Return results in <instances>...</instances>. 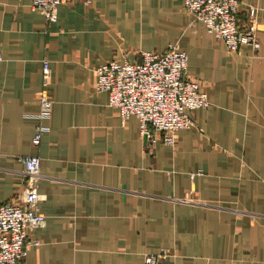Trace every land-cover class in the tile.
Segmentation results:
<instances>
[{"label": "crops", "instance_id": "obj_1", "mask_svg": "<svg viewBox=\"0 0 264 264\" xmlns=\"http://www.w3.org/2000/svg\"><path fill=\"white\" fill-rule=\"evenodd\" d=\"M252 16L259 49L232 52L182 0H63L51 24L29 0H0V200L19 202L20 157L37 153L46 215L23 264H144L162 249V264H264V0H241L238 25ZM169 43L211 105L173 146H148L94 70ZM43 59L53 102L35 147Z\"/></svg>", "mask_w": 264, "mask_h": 264}, {"label": "built area", "instance_id": "obj_2", "mask_svg": "<svg viewBox=\"0 0 264 264\" xmlns=\"http://www.w3.org/2000/svg\"><path fill=\"white\" fill-rule=\"evenodd\" d=\"M62 1L29 0V3L51 24L57 20ZM240 3L241 0H182L183 9L192 19L222 40L228 51H237L241 44H246L256 52L260 47L258 20L252 16L245 24L238 25ZM187 62V52L176 43H169L162 51H142L135 62L110 60L99 64L94 70V87L107 92L108 104L116 109L121 120L131 115L138 118L140 135L148 146L158 140L173 146L178 132L194 124L191 112L211 105L201 82L189 77ZM50 74L49 62L43 59L38 122L31 139L35 147L49 129L53 101L46 84ZM20 160L26 174V191L19 202L0 200V264H23L30 246L39 243L29 239L28 231L46 222L36 184L40 177V156L29 153ZM166 256L165 249L146 253L143 263L162 264Z\"/></svg>", "mask_w": 264, "mask_h": 264}]
</instances>
